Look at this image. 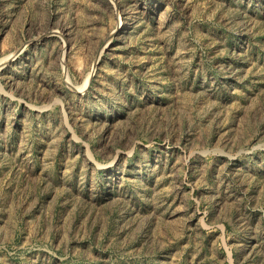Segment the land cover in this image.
I'll return each instance as SVG.
<instances>
[{
	"label": "rangeland",
	"instance_id": "obj_1",
	"mask_svg": "<svg viewBox=\"0 0 264 264\" xmlns=\"http://www.w3.org/2000/svg\"><path fill=\"white\" fill-rule=\"evenodd\" d=\"M0 264H264V0H0Z\"/></svg>",
	"mask_w": 264,
	"mask_h": 264
}]
</instances>
